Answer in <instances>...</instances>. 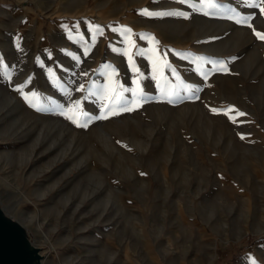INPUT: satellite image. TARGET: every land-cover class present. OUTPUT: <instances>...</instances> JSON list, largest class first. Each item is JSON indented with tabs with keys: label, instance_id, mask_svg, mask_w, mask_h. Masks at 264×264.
<instances>
[{
	"label": "rangeland",
	"instance_id": "1",
	"mask_svg": "<svg viewBox=\"0 0 264 264\" xmlns=\"http://www.w3.org/2000/svg\"><path fill=\"white\" fill-rule=\"evenodd\" d=\"M212 2L0 0V205L40 264H264V13Z\"/></svg>",
	"mask_w": 264,
	"mask_h": 264
},
{
	"label": "water",
	"instance_id": "2",
	"mask_svg": "<svg viewBox=\"0 0 264 264\" xmlns=\"http://www.w3.org/2000/svg\"><path fill=\"white\" fill-rule=\"evenodd\" d=\"M38 248L24 227L8 216L0 205V264H40Z\"/></svg>",
	"mask_w": 264,
	"mask_h": 264
},
{
	"label": "snow or ice",
	"instance_id": "3",
	"mask_svg": "<svg viewBox=\"0 0 264 264\" xmlns=\"http://www.w3.org/2000/svg\"><path fill=\"white\" fill-rule=\"evenodd\" d=\"M179 2H181V3H187L188 2V0H179ZM203 2H205V3H208L212 8H216L217 7V5L214 3V2H212V0H203ZM251 6H253V7H257V6H259L260 7V12L261 13H264V0H259V5H257L256 3H252V5ZM207 14V13H206ZM238 23H240V21H237ZM245 23H246V20L244 21ZM249 27H251V25L249 24L248 25ZM99 30V29H98ZM126 33H130V29H125L124 30ZM253 31H254V33H255V35H256V37L259 39V40H261V41H264V33H260V32H256L254 29H253ZM200 59H203V58H200ZM207 62V61H206ZM212 63H216V62H214V61H212ZM222 63V62H221ZM169 71H171L172 69H168ZM203 75H204V78L206 79L207 78V73H203ZM81 90H82V86H81ZM25 100H29V98L26 96L25 97ZM212 111L214 112V113H216L218 110L217 109H212ZM232 111H234V109H231V108H229L228 110H227V112H232ZM227 112L225 113V114H227ZM238 115H244V113H238ZM230 119H232V117H230ZM75 122V121H74ZM235 122V121H234Z\"/></svg>",
	"mask_w": 264,
	"mask_h": 264
},
{
	"label": "bare ground",
	"instance_id": "4",
	"mask_svg": "<svg viewBox=\"0 0 264 264\" xmlns=\"http://www.w3.org/2000/svg\"><path fill=\"white\" fill-rule=\"evenodd\" d=\"M8 101H13L15 104H18V105H21L20 104V102L16 99V97H14L13 95H9L8 96ZM0 184H2V185H4V183L2 182V180L0 179ZM7 193V192H6ZM2 206L4 207V205L2 204ZM23 226V225H22ZM69 236H66V238H68ZM46 239H48V238H46ZM34 245H35V243L34 242H32ZM86 258V257H85ZM72 260H74V259H68V261H72Z\"/></svg>",
	"mask_w": 264,
	"mask_h": 264
}]
</instances>
